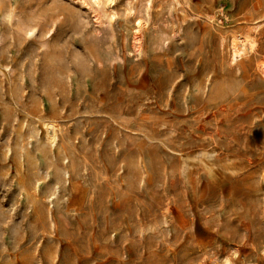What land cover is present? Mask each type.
<instances>
[{"label": "rangeland", "instance_id": "rangeland-1", "mask_svg": "<svg viewBox=\"0 0 264 264\" xmlns=\"http://www.w3.org/2000/svg\"><path fill=\"white\" fill-rule=\"evenodd\" d=\"M0 264H264V0H0Z\"/></svg>", "mask_w": 264, "mask_h": 264}, {"label": "bare ground", "instance_id": "bare-ground-1", "mask_svg": "<svg viewBox=\"0 0 264 264\" xmlns=\"http://www.w3.org/2000/svg\"><path fill=\"white\" fill-rule=\"evenodd\" d=\"M237 48V47H236Z\"/></svg>", "mask_w": 264, "mask_h": 264}]
</instances>
